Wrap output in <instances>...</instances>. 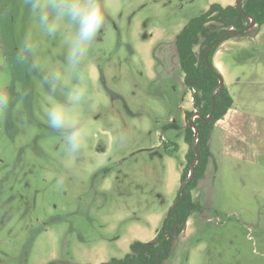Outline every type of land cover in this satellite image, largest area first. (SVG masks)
Listing matches in <instances>:
<instances>
[{"label": "rangeland", "instance_id": "374dc122", "mask_svg": "<svg viewBox=\"0 0 264 264\" xmlns=\"http://www.w3.org/2000/svg\"><path fill=\"white\" fill-rule=\"evenodd\" d=\"M99 3L104 26L73 69L64 35L74 28L48 36L29 0H0V264L125 259L177 204L197 111L176 37L212 5L238 0ZM219 50L232 110L248 115L214 129L213 159L193 191L202 211L163 264H264V26ZM53 71L62 75L55 93ZM76 87L85 90L73 109L85 140L74 153L47 112Z\"/></svg>", "mask_w": 264, "mask_h": 264}, {"label": "trees", "instance_id": "16d2710c", "mask_svg": "<svg viewBox=\"0 0 264 264\" xmlns=\"http://www.w3.org/2000/svg\"><path fill=\"white\" fill-rule=\"evenodd\" d=\"M249 17L254 19L258 29L264 26V0H242V10L238 5L223 6L216 3L203 15L193 18L176 37L185 84L194 91L193 104L200 113V118L195 120L199 134L196 136L192 127L186 130V139L190 145L187 156L190 165L184 170L183 183L192 174L191 167L197 158L196 150L200 160L195 165L184 196L181 197L180 191L176 200L180 202L170 211L157 237L150 242L136 240L131 245V253L125 259H113L101 264H163L171 254L175 237L183 233L194 213L202 211L200 203L194 200L193 191L205 177L208 164L213 159L211 135L217 124L234 106V99L226 85L218 89L224 78L214 63V56L219 46L228 37L234 36L229 31L234 30L236 36L249 31ZM215 40L218 41L206 60V52ZM192 115H188L189 119ZM196 138L198 140L195 148ZM167 233L171 235L170 240H165Z\"/></svg>", "mask_w": 264, "mask_h": 264}, {"label": "clouds", "instance_id": "9594fccd", "mask_svg": "<svg viewBox=\"0 0 264 264\" xmlns=\"http://www.w3.org/2000/svg\"><path fill=\"white\" fill-rule=\"evenodd\" d=\"M29 4L31 13L37 17L40 28L48 36L60 33L65 24L74 28V31L64 35L67 48L65 59L69 67L80 69L105 23V10L99 0H29ZM46 79L55 93L62 80L61 73L53 71ZM84 96L85 90L76 87L70 91L66 103H56L47 112L51 128L65 139L74 153L83 147L85 140V129L73 111Z\"/></svg>", "mask_w": 264, "mask_h": 264}, {"label": "water", "instance_id": "95a60500", "mask_svg": "<svg viewBox=\"0 0 264 264\" xmlns=\"http://www.w3.org/2000/svg\"><path fill=\"white\" fill-rule=\"evenodd\" d=\"M237 5H238L239 9L242 10V0H238V4H237ZM255 25H256V24H255V21H254L253 24L249 26L248 30H250V29H251L252 27H254ZM229 34H234V35H236V32H235V31H229ZM217 41H218V40H215V41L212 43V45L209 47L208 51L206 52V55H205L206 60H208L209 54H210L212 48H213V47L215 46V44L217 43ZM224 85H225L224 81H221V82H220V86L218 87V89L222 88ZM216 91H217V90H216ZM216 91L214 92V94H216ZM196 115H197L198 117H200V114H199L198 112H197ZM194 116H195V115L192 116V118H191V120H190V121H191L190 124H191V127H195V133H196V135H198V134H199V131H198V127H197V125L195 124ZM196 144H197V140H195V148H196ZM195 150H196V149H195ZM196 155H197L196 161L192 164V167H191V173H192V174H193V170H194V168H195V165H196L197 162L200 160V155H199V153H198L197 150H196ZM192 174H191V176L189 177V179H188L186 182H184L183 185H182V189H181V197H183L184 194H185V192H186V187H187V185H188V183H189V180H190L191 177H192ZM178 202H180V200H178ZM178 202H177V203H178Z\"/></svg>", "mask_w": 264, "mask_h": 264}, {"label": "crops", "instance_id": "0c3cea01", "mask_svg": "<svg viewBox=\"0 0 264 264\" xmlns=\"http://www.w3.org/2000/svg\"><path fill=\"white\" fill-rule=\"evenodd\" d=\"M232 37H234V36H232ZM220 52V50H218L217 51V53L215 54V56H214V63H215V65H216V67L219 69V71L221 72V70H220V68H219V66H218V62H217V59H216V57L218 56V53ZM222 74V73H221ZM225 83V82H224ZM193 99V98H192ZM235 102V101H234ZM237 115H239V116H241V117H243L244 115H248V114H244V112H236V111H233V110H231L230 112H229V114L226 116V119L225 120H223V121H221V122H219L218 124H217V126L216 127H225V126H227V125H231V126H235L234 125V123H235V121L237 120L236 119V117H237ZM246 119H248V120H250V121H252L253 122V120H252V118H249V116H248V118H246ZM250 127L251 125H247V127ZM264 129V128H263ZM230 137H231V134H230ZM255 142H258V141H255ZM251 144V143H250ZM249 144V145H250ZM251 147V146H250ZM190 224V220L188 221V223H187V225H189Z\"/></svg>", "mask_w": 264, "mask_h": 264}, {"label": "built area", "instance_id": "2783aa9c", "mask_svg": "<svg viewBox=\"0 0 264 264\" xmlns=\"http://www.w3.org/2000/svg\"><path fill=\"white\" fill-rule=\"evenodd\" d=\"M249 20H250V25H252L253 24V22H254V19L253 18H251V17H249ZM249 25V26H250ZM256 26V25H255ZM231 31H234V30H231ZM234 35V34H233ZM195 117L196 116H194V119H195ZM170 237H171V235L170 234H166V236H165V240H170Z\"/></svg>", "mask_w": 264, "mask_h": 264}, {"label": "flooded vegetation", "instance_id": "af4514ba", "mask_svg": "<svg viewBox=\"0 0 264 264\" xmlns=\"http://www.w3.org/2000/svg\"><path fill=\"white\" fill-rule=\"evenodd\" d=\"M196 110V109H195ZM197 111V110H196ZM198 112V111H197ZM199 113V112H198ZM200 114V113H199ZM195 116H196V114H195ZM194 121H195V119H194ZM197 136V135H196ZM196 140H197V138H196Z\"/></svg>", "mask_w": 264, "mask_h": 264}]
</instances>
